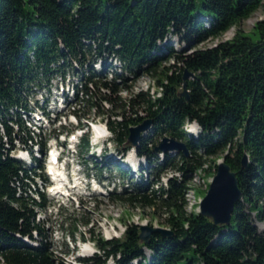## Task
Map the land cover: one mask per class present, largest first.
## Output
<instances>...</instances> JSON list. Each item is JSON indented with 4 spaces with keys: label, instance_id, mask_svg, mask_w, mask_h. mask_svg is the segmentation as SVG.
<instances>
[{
    "label": "trees",
    "instance_id": "trees-1",
    "mask_svg": "<svg viewBox=\"0 0 264 264\" xmlns=\"http://www.w3.org/2000/svg\"><path fill=\"white\" fill-rule=\"evenodd\" d=\"M262 1L0 0V264H64L37 218L52 206L36 182L49 185L41 161L32 156L27 166L12 152L31 153L34 146L44 152L46 137L28 129L27 116L32 106L41 110L38 91L46 95L54 80L66 78L75 91L69 113L87 120L93 109V116L105 117L117 154L134 150L146 162L135 180L128 169L112 166L123 185L107 191L108 201L160 212L161 226L172 233H154L141 244L139 226L127 224L120 238L93 236L96 253L77 258L78 264H264V231L256 226L264 225V20L253 37L238 30L231 40L190 54L170 45L171 38L190 48L216 39ZM184 71L194 75L186 81L188 99L179 95ZM141 75L161 89L159 97L150 87L132 93L130 83ZM121 91L127 96L120 97ZM103 103L110 106L107 112ZM146 119L150 130L135 148L128 146L129 129ZM187 124L198 128L195 136L184 129ZM164 137L183 142L188 157H159L153 139ZM88 151L83 131L78 156ZM217 156L236 174L241 191L225 226L185 210L192 175L215 172L216 165L203 166ZM108 165L103 158L94 167L101 174L111 170ZM167 171L179 176L163 186L160 177ZM77 230L74 222L73 242Z\"/></svg>",
    "mask_w": 264,
    "mask_h": 264
},
{
    "label": "rangeland",
    "instance_id": "rangeland-1",
    "mask_svg": "<svg viewBox=\"0 0 264 264\" xmlns=\"http://www.w3.org/2000/svg\"><path fill=\"white\" fill-rule=\"evenodd\" d=\"M262 20H264V1L261 2L260 6L253 13H251L247 19L241 21L238 25L229 28L226 32H224L220 37L216 39H207L204 42L196 45L194 48H190L188 45L178 44L175 38H171L170 45L176 51L184 52V54H190L194 50L212 48L220 42L229 41L233 38L234 34L238 30L242 31L245 34H249L250 37H253L251 33L254 26ZM94 68L98 69L99 67L98 65H96L94 66ZM69 79L71 80L72 77H69ZM151 80V77L147 75H141L137 77L133 83H130V85L132 86V93H136L139 90L145 91L146 89H148V87H150V90L153 89V83ZM61 88H63V91L65 92H68V90L70 92L72 89L71 82L69 83L67 78L65 82L54 80L52 82V85L48 88L51 94L50 98L52 100L55 96L57 97L60 95V93H62V90H60ZM43 93L44 92L42 91H38L35 99L40 100V95H43ZM119 95L122 98L127 96V94L123 91H121ZM80 97L81 95L79 94V98ZM59 105L60 104H58V106ZM50 107H53V104H51ZM101 107L103 108L104 112H107L106 110L109 109L110 106L109 104L103 103L101 104ZM98 109L100 108L98 107ZM88 114L90 117L89 119L85 120V118H81L80 121L76 122L69 114L68 107L65 106V108L61 111L62 117L59 118L58 121L52 122L43 118V121H36V117H41L39 112L38 115L34 114V123L31 121L27 125L32 127L33 124H37L41 126L43 133L46 136L49 134L51 135V137L52 134L57 133L58 130L64 131V134H70V132H72L76 135V131L74 132L76 126L81 129V131H78V133L84 131L82 128L83 125H86L88 127V125L92 124L96 126L106 127L104 119L105 117L93 116V109L88 110ZM61 127L64 128L62 129ZM34 129L36 132H40L38 128ZM184 129L194 136L198 133V128L194 124L185 125ZM90 136L91 132L89 128V130H87L88 141L91 139ZM161 140V138L153 139L154 145L157 146ZM59 142H62V138ZM101 146L103 147L101 151L99 149H95L92 152L88 153L89 155L86 154V156L81 159H77L76 157L71 158L69 156V158H67V161L65 155L62 154L67 163L73 161L74 165L71 167V169L66 165L64 171L58 169V173L61 175L59 177V179H61L62 181L60 182L61 184H72L71 179L75 180V172H73L74 169L76 171H80L81 174H84L85 176H92L95 179L96 186H91L90 190L85 191L83 189V186H80L79 189H71V191L68 192L71 195L70 199L54 194L55 188L61 190L59 188V185H57L58 181H55V183L51 184L47 189L43 188L42 184L36 181L38 183V187L44 190V192L48 196V199L52 203V206H49V208L45 212L39 211L37 218L47 227L46 232L47 234H49L51 243L54 246L53 251L55 257L57 259H61L64 264H71V262L74 263V258L79 255H83V257L87 256V258L91 257L93 255V252L96 251L93 236L96 239L102 237L106 240H109L111 238H120L122 237L127 224H146L151 227L164 228L161 226V223L163 222L165 215L160 212L159 214L154 215L153 210L149 208H131L128 205H123L121 203H111L108 201L106 192L109 188H112L113 185H110L111 182L112 184L116 185L117 191L121 189V184L123 182V180L119 177L118 172L112 169V166L119 164L122 168L128 169V172H130V176L135 180L138 178V167H145L146 162L142 158L132 156L131 150L125 153L122 157L121 154H117L118 150L113 143L103 142V144L101 143ZM58 149H62L61 145H59ZM32 150H34L35 152L36 149L33 148ZM103 150L105 151V156L103 158L106 160V162H108V164L110 165H108V167L111 170L109 172L107 170H103L102 173L99 174L98 167L95 168L94 164H100L103 161ZM17 153H19V149L14 151L13 154L17 155ZM35 155L38 157L39 153ZM161 155L162 154H159V157H161ZM171 155L175 156L176 154L173 153ZM221 159L222 158H219L218 156L210 158L207 164L203 166V170L206 169L208 165H211V167L213 168V166L217 165L218 161ZM84 160L90 163L87 170L83 167ZM43 164L47 165L46 156H44ZM214 174L215 172L213 169L209 172H203L201 169L192 175L189 182V190L186 191L185 194V210L188 213H197L199 202L204 198L208 189V185ZM171 176L179 175L171 171H167L161 175L160 182L163 186L166 185L167 178H170ZM31 195H35L33 188L31 191ZM94 202H96V204ZM82 203L84 204V206H82ZM84 220H89V224L87 226L84 225ZM74 222L76 223V227L78 230L73 242L72 238L70 237V232L72 231ZM256 226L260 231H264L263 224L256 222ZM81 236L85 238L84 242L80 241ZM107 264L115 263L110 260L107 262ZM131 264H135V262H132Z\"/></svg>",
    "mask_w": 264,
    "mask_h": 264
},
{
    "label": "water",
    "instance_id": "water-1",
    "mask_svg": "<svg viewBox=\"0 0 264 264\" xmlns=\"http://www.w3.org/2000/svg\"><path fill=\"white\" fill-rule=\"evenodd\" d=\"M193 78V74L184 71L182 76L183 87L179 95L183 96L185 99H188L186 81ZM151 124V120L146 119L139 125L130 128L127 145L135 148L140 138L150 130ZM154 152L156 154H176L181 152L184 157H188L185 144L169 137H164L159 144L154 147ZM247 162L248 158L244 156L241 161L242 167H245ZM240 200L241 191L238 186L236 174L231 171L225 159H221L216 165L215 174L208 185L204 198L199 202L197 213L211 221L215 226H225L230 223L235 204ZM138 226V237L141 244H147L154 233L161 234L165 237L172 236V233L166 228L151 227L146 224Z\"/></svg>",
    "mask_w": 264,
    "mask_h": 264
},
{
    "label": "bare ground",
    "instance_id": "bare-ground-1",
    "mask_svg": "<svg viewBox=\"0 0 264 264\" xmlns=\"http://www.w3.org/2000/svg\"><path fill=\"white\" fill-rule=\"evenodd\" d=\"M152 88L153 89H151V94L154 96V97H159L160 96V93H161V89L159 88L158 90H156L153 86H152ZM147 90V89H146ZM145 90V91H146ZM73 93H74V95H75V91H73ZM88 125V124H87ZM187 125H189V124H187ZM191 125V124H190ZM195 125V124H194ZM84 126V125H83ZM95 127H94V130H95V133L96 134H98V135H100L101 137L103 136V134H104V126H96V125H94ZM85 128H84V130L85 131H87V130H89V128H91V125H88V127L85 125L84 126ZM99 136V137H100ZM51 172H54V176H55V180L56 181H58V183H60L61 182V180L59 179V177L61 176L57 171H55L54 170V168L53 167H51ZM56 190V189H55ZM85 258H87L86 256H85Z\"/></svg>",
    "mask_w": 264,
    "mask_h": 264
}]
</instances>
